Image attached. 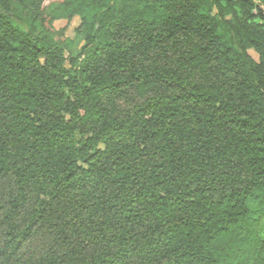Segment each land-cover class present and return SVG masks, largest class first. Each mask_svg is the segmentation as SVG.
I'll list each match as a JSON object with an SVG mask.
<instances>
[{
	"label": "trees",
	"instance_id": "16d2710c",
	"mask_svg": "<svg viewBox=\"0 0 264 264\" xmlns=\"http://www.w3.org/2000/svg\"><path fill=\"white\" fill-rule=\"evenodd\" d=\"M0 264H264V0H0Z\"/></svg>",
	"mask_w": 264,
	"mask_h": 264
},
{
	"label": "rangeland",
	"instance_id": "374dc122",
	"mask_svg": "<svg viewBox=\"0 0 264 264\" xmlns=\"http://www.w3.org/2000/svg\"><path fill=\"white\" fill-rule=\"evenodd\" d=\"M62 0H43V5L48 6L52 3H58ZM17 11H12L11 15L14 17L16 21L23 24L20 19L17 17ZM21 15V13L19 12ZM79 23V18L77 16L73 17L71 20L67 19H58L54 20L51 24V29L55 32V36L57 39H59L62 42L69 43V49L72 54H76L78 50L80 49L81 45L83 44V38L82 35L75 32V27ZM250 55L257 59V55L253 50L248 51Z\"/></svg>",
	"mask_w": 264,
	"mask_h": 264
}]
</instances>
